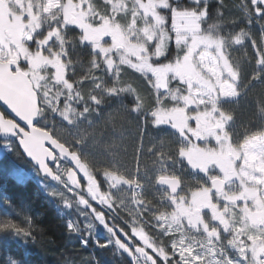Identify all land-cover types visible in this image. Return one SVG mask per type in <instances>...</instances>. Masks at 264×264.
I'll return each instance as SVG.
<instances>
[{"label": "trees", "instance_id": "obj_1", "mask_svg": "<svg viewBox=\"0 0 264 264\" xmlns=\"http://www.w3.org/2000/svg\"><path fill=\"white\" fill-rule=\"evenodd\" d=\"M85 1L92 13H96L92 16L95 19L101 14L112 19L116 10L112 6L119 2ZM129 1L132 7L137 6L136 0ZM167 1L163 12L168 22L173 12L203 14L200 32L224 40L225 54L238 77L234 82L238 97L218 103L219 109L230 116L227 131L232 146L239 148L249 139L264 135V12L258 14L264 8L255 0ZM55 14L43 18L41 37L53 33L54 27L62 23L61 13ZM132 19L130 10L117 16L119 24L128 30ZM101 20L98 18L97 22ZM171 30L168 24L167 32L172 34ZM58 51L67 57L65 73L72 93L49 109L42 103L37 126L81 156L103 187L107 185L105 177L109 173L130 180L133 166L125 161L91 159L86 153L92 146L135 149L145 130L150 139L141 183L144 204L137 212L134 207L125 206V200L132 202L133 198L131 191L127 194L122 187V195L118 193L114 197V212L118 217L115 224L125 231L122 220L129 225H142L155 238V245L170 257L164 264H188L185 257L192 256V247L181 245V235L169 243L156 236L160 228L157 216L164 213L154 211H164L166 207L159 203L156 193L160 177L179 175L188 184L194 178L181 156L185 142L182 136L170 127L156 125L152 114L158 107L178 109L182 107L181 100L160 93L151 76L127 65L116 63L110 73L101 55L84 45L76 32L67 35ZM179 54L172 41L165 55L151 62L170 64ZM180 85L176 80L172 90L180 89ZM66 106L71 108L67 117L64 116ZM0 143L5 142L0 139ZM12 145L11 156L0 158V264H135L72 193L80 194L65 181L66 164L60 162L61 168L55 172L57 180L50 182L32 167L16 143ZM235 231L237 235L230 245L234 249L240 246L238 228Z\"/></svg>", "mask_w": 264, "mask_h": 264}, {"label": "rangeland", "instance_id": "obj_2", "mask_svg": "<svg viewBox=\"0 0 264 264\" xmlns=\"http://www.w3.org/2000/svg\"><path fill=\"white\" fill-rule=\"evenodd\" d=\"M255 1L256 4L264 8V0ZM135 2L137 6L132 7L129 4L130 1L119 0L115 6H112L113 9H116L113 12L114 17L112 19L109 18V15L103 14L97 19L92 18L95 12L92 13L85 0H7L6 4L8 6L6 7L9 8V13H16L17 19L20 20L29 14L30 8L28 6L33 3L38 21L34 19L27 20V25L31 28L29 32L33 33L31 32L34 30V27H31L32 22H37L39 27L40 19L49 16L50 13L58 12V10L63 11L61 12L62 19L65 18L68 22L72 17L68 14L71 3L80 6L82 9L79 21L85 29V38H82L84 43H86L87 37H93L95 33L108 35L104 42L94 45L92 47L94 51H92L101 55L110 73L113 72L116 63L127 65L136 71L151 76L160 93L169 94L170 99H180L182 107L178 109L158 107L152 113L156 118V125L170 127L178 131L185 141L181 156L187 157L188 164L203 169V172H206L210 163L225 169V164L228 162V159L224 160L225 157L231 160L234 158L239 160V164H237L239 180L241 185L249 189L251 202L245 207L240 206L239 212L231 208L232 218L229 214V221L230 223L232 221L233 228L243 231L240 233L247 236V238L251 237L249 241L244 242L240 247L249 254L250 264H264V239L261 238V236H264V230H262L264 222V135L249 139L239 148H234L231 144L227 131L230 116L218 107V103L232 101L238 96L237 85L227 75V72L233 71V69L224 51V40L200 32V22L203 14L187 11L173 12L171 22H168L167 15L163 12L164 9H167V0H136ZM129 10L133 17L129 25L131 30L120 25V21L117 20V16L128 14ZM263 12L258 10L259 15ZM98 18L102 19L101 23L97 22ZM168 24L171 25L172 34L167 32ZM13 30L19 37L23 36L21 27ZM51 35L48 32L45 36ZM25 36L29 40L31 35L26 32ZM172 41L178 47L180 53L175 62L165 65L153 64L151 60L164 56ZM54 42L59 48L63 46L61 38L52 41V43ZM34 53H28L27 51L24 53L23 51L18 54L12 52L11 56L16 58L15 60L23 61L30 72L37 75L36 69L43 59L39 57L40 54ZM3 57L4 54H0V61L4 60ZM60 60L54 63L56 68L54 78H43L41 76L33 78L29 74L35 82V86L41 85L40 99L45 104L46 109L51 108L64 96H71L69 92L72 91V86L68 83L65 73L66 62ZM183 77L186 78V81L183 80ZM191 78L193 80H190ZM176 80L181 84L180 89L172 90L173 83ZM65 108L66 113H64V116L67 117L71 108L70 106ZM183 129L191 135H186L187 133H184ZM149 139V135L143 130L140 143L135 149L92 146L86 155L91 159L101 161H125L132 164L131 179L129 182H123V184H126L129 188L131 187V195L134 198L136 187L138 188L139 184L143 182ZM199 142H204L206 152L192 148L195 144L199 146ZM0 146L10 151L11 154L14 151L13 146L10 144L0 143ZM2 156L4 155L0 151V158ZM79 173L83 177V181L92 182L95 179L99 182L85 163H82ZM30 176H33L32 172H30ZM117 176L112 173L107 174L105 177L107 185L105 184L104 187L101 185L102 191L99 190V193L106 198V201L108 200L107 193L113 197H116L118 193L122 195L121 192L124 189L119 187L122 180ZM206 182L205 179L204 183ZM106 188H109L107 193H105ZM52 189L58 190L56 187ZM72 193L75 194L78 201L81 199L80 195H76L75 192ZM129 193L127 190V194ZM132 207H134L135 212L139 210L136 201L133 205H130V208ZM95 217L102 226L103 222L97 216ZM251 217H258L262 221V224L258 225V229L249 228L248 221H250V224H255V220ZM221 223L224 226L222 230L227 231L228 227L223 221ZM102 228L106 230L105 227L102 226ZM113 242L118 244L115 237ZM234 250L237 253V248Z\"/></svg>", "mask_w": 264, "mask_h": 264}, {"label": "flooded vegetation", "instance_id": "obj_3", "mask_svg": "<svg viewBox=\"0 0 264 264\" xmlns=\"http://www.w3.org/2000/svg\"><path fill=\"white\" fill-rule=\"evenodd\" d=\"M6 1L7 0H0V54H4V62L16 63L18 71L23 72L28 76L30 74V76L33 78H37L39 76L43 78L53 77L55 75L54 73H56L54 63L59 62V59H61L60 61L67 59L66 56L58 54V47L55 45L56 43H52V41L61 38L64 42L66 41L67 35H73V33L76 32L79 35L81 42L93 50L92 47L97 45V43L92 42L93 40L101 39V41L98 42L100 44L107 39L108 35L103 33H95L93 37H87L86 43H84L82 38H85V29L82 27L79 21L82 8L74 3H71V7L68 10V14L72 16L71 19L68 22H66L65 18V21L62 19V23L59 25L57 24L54 27L55 31L53 33L51 32V36L41 37L43 30V19L39 20V27L37 26V22H32L33 25L31 27H34V30L31 32L33 33L29 32L31 28L27 25L28 19H34L35 21H38L37 13L34 10L33 3L28 6L30 8V15L28 14L25 18L18 20L16 13H9V8L6 7L8 6ZM58 11L60 13L63 12L62 10ZM50 15L56 14L53 12L50 13ZM19 27L22 28L23 34V36L20 37L13 30L14 28ZM26 32L31 35L29 40L26 39ZM23 51L24 53L26 51L28 53L35 52L34 54H40L39 57L43 59L39 67L36 69L37 75H34L32 72H30L29 68L23 61L15 60L16 58L11 56L12 52H17L20 54V52ZM30 76L29 78L33 82L34 88L38 93L40 108L42 109V100L40 99L41 85L35 86V82ZM183 80L186 81V78L183 77ZM183 132L187 133L186 135L188 136L190 134L185 129H183ZM192 137L194 138V136ZM203 144L204 142L200 143L199 146L195 144L192 148L206 152V149L204 148L205 146ZM184 158L188 164L189 162L187 157ZM226 159H228V162L225 164V169H221L216 164L210 163L209 167L206 169V172H203V169H200L199 167H194L188 164L192 176L194 177L191 184H188V182L179 175L162 176L167 178H178L180 180L181 187L176 195H172L167 188L159 187L156 183V193L159 194L157 195L159 196V203L166 206L164 211L154 210L155 212H163L166 217L165 219L164 215L157 216V221L160 225L158 230L160 232L158 231L156 236L166 239V242L169 243L177 235H181L183 237L181 245H190L193 251L192 256L187 254L185 257V260L188 262V264H250L249 254H247V251H244L240 247H242L244 242L249 241L251 237L247 238V236L240 233L243 231H239L240 238L238 239V243L240 246L237 248L236 253V250L231 248L230 245L231 241L235 239L233 237L237 235V233L235 228H233L232 221L231 223L229 221L231 208H234L239 212L240 206L245 207L251 202L249 189L240 183L237 172V164H239V160L236 158H234L235 160H231L230 158L225 157L224 160ZM80 169L81 168L78 169V174L80 181L84 186V191L79 194L81 197L79 202L82 203L84 208L88 209L90 213H93L100 219V221L103 222L102 226L106 228L113 239L115 237L117 240L118 244H115L118 249L128 255L130 259L135 262V264H147L144 260L136 255L135 250L138 247H141L146 252H148L156 260L157 264L166 263L170 257L163 250H161L160 247L155 245V238L152 234L148 233L142 227V225L137 224L133 226L129 225L125 220H122L121 225L127 229L126 231L123 229L122 230L128 234L130 241H124L118 236L115 231V228L118 227L115 224L116 219H118L117 214L114 212L115 200L112 195L107 193V191L109 192V188L105 189V193L108 194V200L106 201V198L99 193V190L102 191L101 184L95 179L92 182L85 180L83 181V177H81L79 173ZM117 177L122 180L119 187H124L126 190L130 191L131 187L129 188L126 184H123V182H129L130 180H127L122 176ZM205 179L207 181L206 183H204ZM214 179H220L225 182L226 185L222 192H215L212 189L211 181ZM86 188H91L99 200L98 203H92L86 198ZM141 194L142 187L141 184H139V187H136V190L134 191V195L136 196L133 198V202L125 200L126 203L124 205L128 207L133 205L136 201L139 205V208H141L140 206L144 204V202H142ZM251 219L255 220V224H250V221H248L249 228L258 229V225L262 224V221L258 217H251ZM145 221L147 220L144 219V222ZM222 221L228 227L227 231L222 230V227H224L221 223ZM262 230H264V222ZM261 238L263 240L264 236H261Z\"/></svg>", "mask_w": 264, "mask_h": 264}, {"label": "water", "instance_id": "obj_4", "mask_svg": "<svg viewBox=\"0 0 264 264\" xmlns=\"http://www.w3.org/2000/svg\"><path fill=\"white\" fill-rule=\"evenodd\" d=\"M101 39L93 40L98 43ZM233 82L237 76L227 72ZM41 108L39 97L29 76L17 70V64L0 61V138L3 141L16 142L20 151L28 162L31 163L42 178L55 182L61 165L66 164L69 169L65 173L67 185L79 192L83 191L78 169L81 157L76 156L65 144L47 130L37 126ZM157 184L166 187L172 195H176L181 187L178 178L161 177ZM215 192H222L225 182L214 179L211 182ZM86 196L93 203L98 199L90 188L86 189ZM116 233L124 241H130L129 236L122 229L116 227ZM136 255L147 262L157 264L155 259L145 250L138 247Z\"/></svg>", "mask_w": 264, "mask_h": 264}, {"label": "crops", "instance_id": "obj_5", "mask_svg": "<svg viewBox=\"0 0 264 264\" xmlns=\"http://www.w3.org/2000/svg\"><path fill=\"white\" fill-rule=\"evenodd\" d=\"M236 99V98H235Z\"/></svg>", "mask_w": 264, "mask_h": 264}]
</instances>
